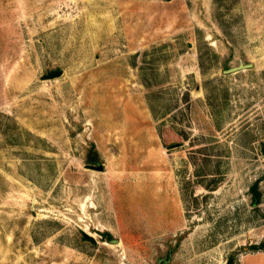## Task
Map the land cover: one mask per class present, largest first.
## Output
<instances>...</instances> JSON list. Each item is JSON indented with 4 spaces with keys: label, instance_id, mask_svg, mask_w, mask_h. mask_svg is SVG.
I'll use <instances>...</instances> for the list:
<instances>
[{
    "label": "rangeland",
    "instance_id": "rangeland-1",
    "mask_svg": "<svg viewBox=\"0 0 264 264\" xmlns=\"http://www.w3.org/2000/svg\"><path fill=\"white\" fill-rule=\"evenodd\" d=\"M232 257L264 264V0H0V264Z\"/></svg>",
    "mask_w": 264,
    "mask_h": 264
},
{
    "label": "water",
    "instance_id": "water-1",
    "mask_svg": "<svg viewBox=\"0 0 264 264\" xmlns=\"http://www.w3.org/2000/svg\"><path fill=\"white\" fill-rule=\"evenodd\" d=\"M250 67H252L251 63H243V62H241L239 65L230 67L229 69H226L225 71H226V73H232V72H237L239 70L250 68ZM62 73H63V70L62 69H58L56 71H52V72L47 73L46 75H44V78L57 77V76H60ZM87 167L93 168V169H97V170H104V165L102 163H100V164L88 163ZM93 240H95V239H93ZM112 241L118 242V239H112ZM162 262L159 261L158 264H164Z\"/></svg>",
    "mask_w": 264,
    "mask_h": 264
},
{
    "label": "trees",
    "instance_id": "trees-1",
    "mask_svg": "<svg viewBox=\"0 0 264 264\" xmlns=\"http://www.w3.org/2000/svg\"><path fill=\"white\" fill-rule=\"evenodd\" d=\"M256 194H257V192H256ZM255 197H256L255 198L256 201L260 200L259 194H257ZM81 236H82L83 239H86V235L83 232H82ZM233 262H234V260H233V257H232L231 259L228 260L227 264H233Z\"/></svg>",
    "mask_w": 264,
    "mask_h": 264
}]
</instances>
